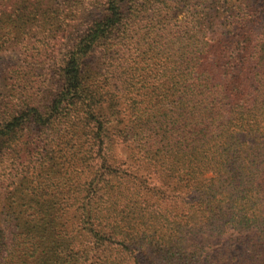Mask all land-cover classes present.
Wrapping results in <instances>:
<instances>
[{
	"label": "trees",
	"instance_id": "1",
	"mask_svg": "<svg viewBox=\"0 0 264 264\" xmlns=\"http://www.w3.org/2000/svg\"><path fill=\"white\" fill-rule=\"evenodd\" d=\"M56 1L0 0V54L57 48L0 114V264H264V0Z\"/></svg>",
	"mask_w": 264,
	"mask_h": 264
},
{
	"label": "rangeland",
	"instance_id": "2",
	"mask_svg": "<svg viewBox=\"0 0 264 264\" xmlns=\"http://www.w3.org/2000/svg\"><path fill=\"white\" fill-rule=\"evenodd\" d=\"M67 1H69L66 3L68 6L79 2L75 6L82 11L80 18L83 21L98 18V12L90 7L89 3H86L87 0ZM56 2L59 4L62 1L57 0ZM40 48L42 47L38 45H29L26 48L11 49L0 54V114L14 105H19L22 99L33 100L36 104H39L40 101L46 103L50 94L56 90V85L51 75L52 69L49 58H56L57 48L55 49L56 51L47 50L44 52H41ZM37 133L39 134H37V138L42 136L39 132ZM63 154H65V150ZM115 154L119 158L124 156V150L118 143L115 144ZM34 156L35 154L31 158H37ZM66 157L68 158V156ZM19 163L20 161L17 159L9 162L10 176L15 173L16 169H21L22 166L17 165ZM23 166L25 167L26 163ZM27 169L30 168L25 167L23 170L26 171ZM72 176L73 171L67 165L64 168L63 177L64 179L69 178L71 181L74 180ZM136 256L143 264H146L144 257L139 252H136Z\"/></svg>",
	"mask_w": 264,
	"mask_h": 264
}]
</instances>
